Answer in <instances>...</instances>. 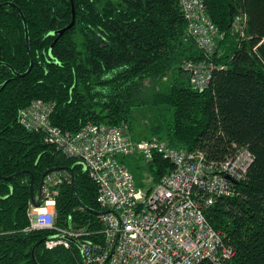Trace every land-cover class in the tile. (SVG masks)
Segmentation results:
<instances>
[{
  "label": "trees",
  "instance_id": "obj_1",
  "mask_svg": "<svg viewBox=\"0 0 264 264\" xmlns=\"http://www.w3.org/2000/svg\"><path fill=\"white\" fill-rule=\"evenodd\" d=\"M203 2L220 38L212 82L200 92L185 65L204 51L179 0H0V264H83L75 244L45 247L55 232L27 231L31 188L37 195L50 170L70 174L58 188L57 226L103 229L98 187L83 166L19 123L37 100L55 104L50 121L64 132L128 125L138 139L157 136L212 162L247 147L246 179L205 215L233 250L226 264H264V0ZM241 14L244 37L232 30ZM119 160L142 188L173 169L157 155Z\"/></svg>",
  "mask_w": 264,
  "mask_h": 264
},
{
  "label": "built area",
  "instance_id": "obj_2",
  "mask_svg": "<svg viewBox=\"0 0 264 264\" xmlns=\"http://www.w3.org/2000/svg\"><path fill=\"white\" fill-rule=\"evenodd\" d=\"M180 6L189 32L204 51L203 60L185 65L193 88L203 92L216 69L212 58L218 52L219 31L203 0H180ZM247 22L245 14L235 17L233 33L244 37ZM54 106L33 101L20 110L19 123L29 132L42 133L47 144L83 166L98 187L97 202L105 214L98 216L101 231L59 228L56 197L70 174H47L41 186L44 204L37 208L30 203L27 229L55 232L45 241L47 249H70L75 244L83 264H226L233 259V250L210 224L205 210L234 196L233 182L246 179L254 161L247 147H239L225 161L212 162L202 150L176 148L157 136L138 139L128 125L88 123L77 133L64 132L50 121ZM156 155L173 169L153 188L138 187L131 170L119 160L130 156L151 163Z\"/></svg>",
  "mask_w": 264,
  "mask_h": 264
},
{
  "label": "water",
  "instance_id": "obj_3",
  "mask_svg": "<svg viewBox=\"0 0 264 264\" xmlns=\"http://www.w3.org/2000/svg\"><path fill=\"white\" fill-rule=\"evenodd\" d=\"M11 5H12L13 7L17 8L16 5H14V4H11ZM17 10H18V12L22 15L20 9L17 8ZM24 24H25V26H26V22H25V20H24ZM69 28H70V27H69ZM26 31H27V47H28V50H29V34H28V30H27V29H26ZM63 32H65V31H62L61 34H63ZM32 66H33V64L31 65V67H30L29 71L27 72V74H29V73L31 72ZM52 172H56V170H50V171H48V172L45 174V176H46L47 174H49V173H52ZM45 176H44V177H45ZM44 177H43V179H44ZM73 183H74V176H73V174H72V184H73ZM233 183H234L235 185H238L237 182H233ZM42 184H43V180H42L41 186H42ZM41 186H40V190H39V192H38L37 195H34V192H33L32 188H31V194H32L31 202H32L33 205H34L35 207H37V208H42V206H43V204H44V201H43V199H42V195H41V194H42ZM37 198H38V200L36 201ZM96 214L99 216V215H102V214H105V213L97 212ZM42 242H45V240H43ZM42 242H41V243H42ZM41 243H38V245H40ZM38 245H37V246H38Z\"/></svg>",
  "mask_w": 264,
  "mask_h": 264
},
{
  "label": "rangeland",
  "instance_id": "obj_4",
  "mask_svg": "<svg viewBox=\"0 0 264 264\" xmlns=\"http://www.w3.org/2000/svg\"><path fill=\"white\" fill-rule=\"evenodd\" d=\"M140 126H141V124H140ZM138 132L143 134V133H145V130L143 128H138Z\"/></svg>",
  "mask_w": 264,
  "mask_h": 264
},
{
  "label": "bare ground",
  "instance_id": "obj_5",
  "mask_svg": "<svg viewBox=\"0 0 264 264\" xmlns=\"http://www.w3.org/2000/svg\"><path fill=\"white\" fill-rule=\"evenodd\" d=\"M179 3H180V0H179ZM181 7V6H180ZM196 40V39H195ZM188 62H194V61H188ZM191 82V81H190ZM192 85V84H191ZM193 87V86H192ZM194 89V88H193ZM206 154V153H205ZM206 157H207V155H206ZM52 205V204H51Z\"/></svg>",
  "mask_w": 264,
  "mask_h": 264
}]
</instances>
